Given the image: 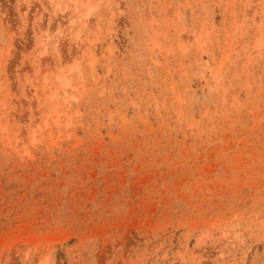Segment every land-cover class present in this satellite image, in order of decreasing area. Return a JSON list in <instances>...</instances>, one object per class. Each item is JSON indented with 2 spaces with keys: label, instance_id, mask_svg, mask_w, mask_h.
<instances>
[{
  "label": "rangeland",
  "instance_id": "374dc122",
  "mask_svg": "<svg viewBox=\"0 0 264 264\" xmlns=\"http://www.w3.org/2000/svg\"><path fill=\"white\" fill-rule=\"evenodd\" d=\"M52 1L0 0V264H264V0Z\"/></svg>",
  "mask_w": 264,
  "mask_h": 264
},
{
  "label": "bare ground",
  "instance_id": "6f19581e",
  "mask_svg": "<svg viewBox=\"0 0 264 264\" xmlns=\"http://www.w3.org/2000/svg\"><path fill=\"white\" fill-rule=\"evenodd\" d=\"M52 1V0H51ZM52 3V5H53V11L54 12H56V11H58L59 10V5H57V4H55L53 1L51 2ZM73 3V2H72ZM75 4V3H74ZM76 7V6H75ZM51 11V10H50ZM49 12V11H48ZM52 12V11H51ZM53 12V13H54ZM58 13V12H57ZM63 13V12H62ZM65 15V14H64ZM86 17V16H85ZM45 36V35H44ZM44 38V41H46L45 39H46V36L45 37H43ZM57 41V40H56ZM44 43V42H43ZM84 45V44H83ZM55 74V73H54ZM53 77H55V76H53ZM55 79V78H54ZM57 89H58V91H60L59 93H62V95L63 96H65L64 98H65V100H67V97L68 96H66V95H68L67 94V91H68V89H70V85H69V82L65 79V78H60V79H58L57 80ZM66 93V95H64ZM56 96H59V95H55V97H51V99H56L57 97ZM59 98V97H58ZM56 116V115H55ZM56 118H58V117H56ZM54 122V121H53ZM68 122V121H67ZM9 124V123H8ZM68 124V123H67Z\"/></svg>",
  "mask_w": 264,
  "mask_h": 264
}]
</instances>
